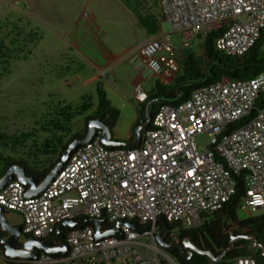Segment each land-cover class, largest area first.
I'll return each instance as SVG.
<instances>
[{"label": "built area", "instance_id": "obj_1", "mask_svg": "<svg viewBox=\"0 0 264 264\" xmlns=\"http://www.w3.org/2000/svg\"><path fill=\"white\" fill-rule=\"evenodd\" d=\"M157 1L160 19L171 33L189 40L194 30L201 37L220 31L214 46L228 57H242L264 29V0ZM168 39L158 34L134 51L145 65L151 56L157 57L164 83L179 73L177 51ZM134 96L141 103L146 100L140 87ZM260 97L264 74L252 80L222 79L194 90L183 103L160 106L133 148L105 147L96 131L38 196L27 198L28 188L12 180L0 191V208L20 219L14 250H23L27 241L49 242L50 249H60L56 230L63 223L98 221L100 235L122 222L146 230L121 226V237L97 239L91 224L64 226L66 253L39 250L35 259L6 257L1 245L6 235L0 231L1 264H179L157 243V220L167 225L162 241L179 243L181 230L198 227L235 195L236 177L245 189L238 211L261 213L264 105L256 106ZM198 135L209 139L202 150L194 142ZM233 264L255 262L235 258Z\"/></svg>", "mask_w": 264, "mask_h": 264}, {"label": "trees", "instance_id": "obj_2", "mask_svg": "<svg viewBox=\"0 0 264 264\" xmlns=\"http://www.w3.org/2000/svg\"><path fill=\"white\" fill-rule=\"evenodd\" d=\"M119 1L135 15L139 25L149 35L158 33L157 20L151 15L143 16L138 13V5L144 0ZM220 35V31L207 33L202 38V57H196L194 52L185 51L179 63L181 72L175 76L173 81L169 85L160 82L155 84L154 92L146 96L147 99L142 103V108L139 111L142 122L144 121L143 115L146 113L147 104V116L150 121L160 106L183 103L188 100L194 90L200 87L215 84L222 79L230 81L252 80L264 74V29L253 47L240 58L228 57L215 49V40ZM16 38L18 39V37ZM17 42H10L13 45L9 48L6 46L5 40L0 38L1 75L9 73L8 64L10 61L16 59L26 60L28 57L27 55L20 56L21 50ZM177 97H179L178 102H176ZM95 99L96 104H94ZM157 100H162L163 103H157ZM262 105H264V97L259 98L256 106L260 107ZM54 112L53 118H50L39 127V130L46 133L47 137L43 139L40 145L33 143L34 147L32 154H30L32 163L24 159L16 160L5 157L0 151V179L10 167L19 166L23 168L27 177L42 182L57 164L67 146L75 139L85 136L90 121L99 119L111 133L119 118V111L107 99L100 80L95 84L94 95L83 94L80 103L75 107L61 105ZM77 117L84 118V127L81 131L73 132L71 124ZM139 125L137 123L136 127ZM35 135L33 130L12 136L0 131V148H11L12 150L18 147L21 148L26 142L34 139ZM32 165L33 167H31ZM235 180V195L198 227L181 230L179 234L182 239L189 238L198 249L209 251L214 256H218L227 248L229 237L226 232L232 229L234 236L254 237L257 244L261 245L264 250V210L258 215L249 216L243 220L238 218V205L245 194V189L240 177H236ZM233 226L235 227L232 228ZM249 246V241H236L232 251L217 264H233L235 258H250L255 264H264V253L262 254L257 249L250 252ZM173 257L179 264H212L206 257L197 254H192L188 260L182 259L177 253H173Z\"/></svg>", "mask_w": 264, "mask_h": 264}, {"label": "crops", "instance_id": "obj_3", "mask_svg": "<svg viewBox=\"0 0 264 264\" xmlns=\"http://www.w3.org/2000/svg\"><path fill=\"white\" fill-rule=\"evenodd\" d=\"M8 11L17 15L12 14L11 19ZM138 13L143 16L151 15L157 20L160 16L158 1L153 0L152 3L150 0H144L138 5ZM158 34L160 33L156 35ZM156 35H149L139 25L135 15L119 0H0L1 39H9L11 43L18 41L20 55L25 52L28 60L32 55L30 50H35L34 47L41 44L43 37H47L50 39L47 41L49 48H40L37 54L44 51L43 56L49 58H66V67L70 63H67L70 58L66 52H70L73 57L81 59L89 70L100 74L99 79L101 74L105 77L110 73V81L107 82L105 78L103 82L101 79L100 81L107 99L119 111V117V106L123 104L130 107L136 102L142 107V103L134 96L136 87H140L147 96L154 92L157 82L164 85L171 83L161 80V70L160 66L156 65L155 55L151 56L145 65L134 53L139 44ZM191 38L202 43L203 37L197 32L192 34ZM26 39L33 40V43L27 46ZM183 55L184 52L177 51L178 64ZM124 65L130 69L129 76L119 75L115 70ZM82 67L78 72L84 70L83 64ZM107 88L118 98L117 105L112 103ZM135 120L136 117L132 118V121ZM112 130L113 140L132 141V127L126 135L119 134L116 125Z\"/></svg>", "mask_w": 264, "mask_h": 264}, {"label": "rangeland", "instance_id": "obj_4", "mask_svg": "<svg viewBox=\"0 0 264 264\" xmlns=\"http://www.w3.org/2000/svg\"><path fill=\"white\" fill-rule=\"evenodd\" d=\"M150 1L153 3V0ZM7 14L9 18L13 15H17V13L11 11H8ZM157 21L158 33L163 35L167 34L169 36L168 42L173 49L181 52H194L199 57H202L200 40L196 39L195 41L192 38L188 40L180 33H171L169 24L166 21H161L160 16ZM195 33L196 31L194 30L193 34ZM47 41H50V39L43 37L41 44L34 47L35 50H30L32 55L28 60L16 59L10 61L8 64L9 73L0 74V131L8 136L27 133L31 130L36 134L34 139L26 142L21 148L18 147L15 150L11 148H0V151L5 157L16 160L24 159L32 163L33 161L30 154H32L34 147L33 143L40 145L43 139L47 137V134L41 132L39 127L50 118H53V114L55 113L54 110L61 105H71L75 107L80 103L83 94L94 95L95 84L99 79L98 73L96 74L89 70L88 66L84 64L81 59L73 57L70 52H66L70 58L67 62H70L68 64L69 66L67 65L66 67V58H49L43 56L44 51L37 54L40 48H49L50 45ZM32 43L33 40H25L27 46ZM5 44L9 48L13 45L9 42V39L5 40ZM185 45L186 47H184ZM23 55L27 54L24 52ZM82 64L84 65V70L78 72V70L83 68ZM128 69L129 68L124 65L117 67L115 70H117V74L119 75L129 76L130 69L129 71ZM104 78L107 82L110 81V73L106 74L105 77L101 75L100 79L102 82L105 80ZM107 92L112 99V103L117 105L119 102L118 98L113 96L112 91L108 90V88ZM94 104H96V99ZM119 108H121L120 117L116 124L119 134L126 135L130 127H132V131H134L137 123L140 125L142 124V116L140 117V115H137L138 111L142 108L140 104L133 102V105H130V107L123 104L121 107L119 106ZM135 117L136 120L132 121V118ZM143 120H145V115H143ZM84 123L83 117L75 118L71 124L73 132L81 131L84 127ZM112 133H114L113 130H111V134ZM194 142L198 149L202 150L208 145L209 139L204 135H198L194 138ZM31 167H33V165ZM258 214L260 213L237 212V216L240 220ZM7 221L12 226H16L20 223L19 217L14 213L7 214ZM234 227L235 226L232 228Z\"/></svg>", "mask_w": 264, "mask_h": 264}, {"label": "water", "instance_id": "obj_5", "mask_svg": "<svg viewBox=\"0 0 264 264\" xmlns=\"http://www.w3.org/2000/svg\"><path fill=\"white\" fill-rule=\"evenodd\" d=\"M177 93V92H176ZM179 101V97H177L176 102ZM157 103H163L162 100H157ZM148 112V106L146 107V113H145V120L144 123L140 126L136 127L133 133L132 141L129 142H120L115 141L112 138V135L108 128L101 123L99 119L90 121L87 125V132L84 137L75 139L72 141L66 148V150L62 153L59 161L57 164L50 170V172L47 174V176L44 178L42 182H38L34 178L27 177L23 168L19 166H12L10 167L6 173L3 175V177L0 179V191L12 180H17L21 185L28 188L25 196L27 198H32L35 196H38L41 192L45 190V188L48 186V184L53 180L55 175L63 168L65 163L68 161L70 155L74 150L77 148L85 145L88 143L92 137L94 136L95 132H100V142L103 146L108 148H133L138 144V140L140 138V134L146 130L149 127V119L147 116ZM7 212L0 208V231L6 235V238L1 241V245L4 247V254L8 258H16V259H35L37 257V252L43 251L48 254H57V253H66V246L63 241V238L61 236V229L62 227H66L67 229L72 228H81L86 224H91L94 226L96 231L97 239H100L102 237L106 236H117L121 237V226H126L130 228L133 231L139 232L144 231L146 228L143 229H137L133 225L127 224V223H117L113 226V230L108 231L104 235H100L99 231L101 228V225L98 221H87L82 222L78 224L73 223H63L61 226L58 227L56 230V236L59 241V244L61 246L60 249H50V243L44 242V243H38L34 241H27L23 244V250L17 251L14 250V245L17 243L19 235H20V226H12L9 224V222L6 219ZM157 224L161 226V230L156 235V241L159 245H161L166 251L170 253H178L179 256L182 259L188 260L191 258L192 254H197L202 257H206L212 264H217L221 262L224 257L233 249V245L238 240H246L250 242L249 251L252 252L254 250H259L262 254L264 253L263 247L259 244H257L256 239L254 237L240 235V236H234L232 230H228L226 234L229 237V242L227 248L220 253L218 256H214L209 251H202L195 247L192 243V241L189 238L182 239L179 243H170L166 245L162 241V236L167 231V225L164 222L163 219H158Z\"/></svg>", "mask_w": 264, "mask_h": 264}]
</instances>
